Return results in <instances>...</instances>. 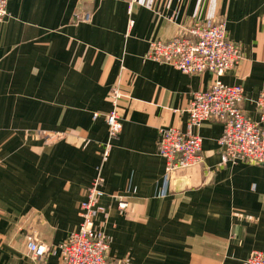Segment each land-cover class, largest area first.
<instances>
[{
  "label": "crops",
  "instance_id": "obj_1",
  "mask_svg": "<svg viewBox=\"0 0 264 264\" xmlns=\"http://www.w3.org/2000/svg\"><path fill=\"white\" fill-rule=\"evenodd\" d=\"M6 1L9 15L0 22V264H63L57 254L33 259L27 241L54 247L78 228L79 205L98 165L103 211L95 229L106 237L110 259L243 264L251 251H264V165L222 162L217 120L188 128L186 108L214 74L183 73L145 57L150 41L169 40L195 20L224 21L243 57L221 80L243 87L242 108L257 119L264 0H137L131 12L129 0ZM114 86L123 93L122 129L102 157ZM165 126L201 137L200 164L165 170L158 154ZM40 131L63 136L46 142Z\"/></svg>",
  "mask_w": 264,
  "mask_h": 264
},
{
  "label": "built area",
  "instance_id": "obj_2",
  "mask_svg": "<svg viewBox=\"0 0 264 264\" xmlns=\"http://www.w3.org/2000/svg\"><path fill=\"white\" fill-rule=\"evenodd\" d=\"M135 2L137 0L128 1L129 12ZM8 15L7 1L0 0V22ZM89 17V14L84 16L87 20ZM145 57L168 63L183 73L212 72L214 78L210 86L206 90L195 92L186 108L188 128L199 126L204 120H217L223 127L218 140L222 162L241 160L264 165V89L254 99L258 118L252 119L242 108L245 98L243 87L240 84H226L221 80V76L228 69L236 67L243 57L239 45L227 38L224 21L195 20L169 40L150 41ZM122 96L123 93L118 87L110 89L111 109L104 115L108 139L102 157L108 155L112 146L111 140L117 137L122 129L118 105ZM96 116L97 113H94L93 117ZM62 134L56 131L39 132L46 142L61 138ZM158 154L165 161L166 171L200 164L201 137L190 130L182 131L174 126L160 127ZM96 170V175L79 205L78 228L54 247L30 237L27 249L33 259L57 254L63 264H127L125 260H113L108 257V241L95 229V219L103 211L99 203L100 187L103 183L101 165H98ZM126 204V201L120 200L118 208L124 210ZM243 264H264V251H251Z\"/></svg>",
  "mask_w": 264,
  "mask_h": 264
}]
</instances>
